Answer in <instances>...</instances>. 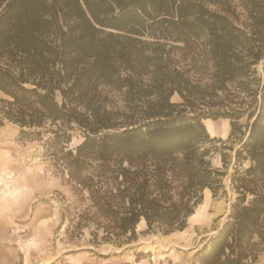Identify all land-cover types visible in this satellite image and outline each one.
<instances>
[{
  "label": "trees",
  "instance_id": "obj_1",
  "mask_svg": "<svg viewBox=\"0 0 264 264\" xmlns=\"http://www.w3.org/2000/svg\"><path fill=\"white\" fill-rule=\"evenodd\" d=\"M233 1L0 0V125L31 138L50 132L46 155L88 190L110 231H135L142 218L183 228L204 189L223 186L203 119L253 118L236 151L250 165L230 180L238 196L194 264H256L264 251V0H238L243 22ZM195 40L199 51L179 67L173 49ZM203 65L213 68L214 95L239 79L238 105L196 91L191 75ZM102 84L127 109L106 105ZM76 130L83 139L72 146Z\"/></svg>",
  "mask_w": 264,
  "mask_h": 264
},
{
  "label": "rangeland",
  "instance_id": "obj_2",
  "mask_svg": "<svg viewBox=\"0 0 264 264\" xmlns=\"http://www.w3.org/2000/svg\"><path fill=\"white\" fill-rule=\"evenodd\" d=\"M207 5L223 11V6ZM232 6L240 15L239 22H243V6L238 0ZM199 43H177L184 45L173 49L179 67L192 62ZM262 66L257 64L264 84ZM191 78L197 92L211 88L212 66L203 65L200 71L192 72ZM239 84L238 78L229 81L226 87L215 90V95L214 89H209L211 95L206 102L232 100L233 106L238 105L245 95L238 91ZM98 92L110 98L106 105L127 109L118 91L102 84ZM4 98L7 95L0 90V99ZM171 100L180 102L182 97L175 92ZM198 102L201 107L208 106L205 101ZM208 119L214 120L219 131L217 135L208 131L215 139L210 144L214 148L209 158L213 167L225 173L223 186L217 193L209 187L204 189L201 202L183 228H150L142 218L135 231L126 233L110 231L107 220L96 215L88 190L76 188L68 174L46 155L44 143L50 132L31 138L21 134L19 125L6 120L0 125V264H194L196 253L227 220L238 196L230 184L235 167L250 165L249 160L238 163L236 151L253 118L248 114L238 120L210 117L203 119L205 125ZM82 139L76 130L71 145ZM256 264H264V251Z\"/></svg>",
  "mask_w": 264,
  "mask_h": 264
},
{
  "label": "bare ground",
  "instance_id": "obj_3",
  "mask_svg": "<svg viewBox=\"0 0 264 264\" xmlns=\"http://www.w3.org/2000/svg\"><path fill=\"white\" fill-rule=\"evenodd\" d=\"M206 122H207L206 125H207L208 131H210V133L212 135H217L219 133V131H218L217 127H216V124H214V120L208 119V120H206Z\"/></svg>",
  "mask_w": 264,
  "mask_h": 264
}]
</instances>
